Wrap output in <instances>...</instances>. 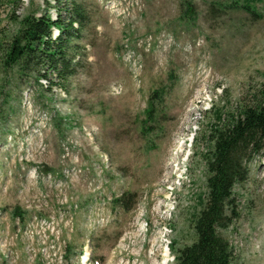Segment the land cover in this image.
I'll return each instance as SVG.
<instances>
[{
	"label": "rangeland",
	"instance_id": "obj_1",
	"mask_svg": "<svg viewBox=\"0 0 264 264\" xmlns=\"http://www.w3.org/2000/svg\"><path fill=\"white\" fill-rule=\"evenodd\" d=\"M246 1L0 0V264H175L206 198L218 112L264 100V0L250 2L260 18ZM73 7L74 75L4 69L26 17ZM170 86L143 134L150 96ZM249 168L222 232L233 264H264V157Z\"/></svg>",
	"mask_w": 264,
	"mask_h": 264
},
{
	"label": "trees",
	"instance_id": "obj_2",
	"mask_svg": "<svg viewBox=\"0 0 264 264\" xmlns=\"http://www.w3.org/2000/svg\"><path fill=\"white\" fill-rule=\"evenodd\" d=\"M239 7L260 18L250 2ZM258 1V0H257ZM192 14V9L187 10ZM57 18L45 14L26 17L18 34L2 48L1 62L4 69L17 68L21 77L25 73L46 78L44 71L54 74L59 81L74 75L78 63L79 40L84 26V15L77 7L68 11L63 19L60 10ZM188 18H192L188 16ZM58 37L53 38V31ZM172 86L152 93L143 121L142 133L152 134L157 128L160 113ZM264 98V97H263ZM218 124L211 126L207 135L210 150L204 155L207 164V194L202 209L192 222L194 239L190 245L176 250L175 264H233V249L222 235L234 216V189L246 182L250 175V164L264 157V100L243 106L236 115L218 112ZM118 199L116 203L121 204ZM24 219L20 210L13 212Z\"/></svg>",
	"mask_w": 264,
	"mask_h": 264
},
{
	"label": "bare ground",
	"instance_id": "obj_3",
	"mask_svg": "<svg viewBox=\"0 0 264 264\" xmlns=\"http://www.w3.org/2000/svg\"><path fill=\"white\" fill-rule=\"evenodd\" d=\"M165 257H166V261H165V263H167V257H168V253H165V255H164Z\"/></svg>",
	"mask_w": 264,
	"mask_h": 264
}]
</instances>
